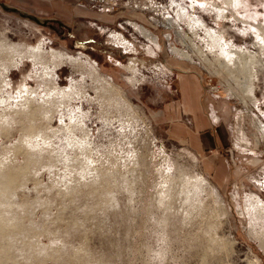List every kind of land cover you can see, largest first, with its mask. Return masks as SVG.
<instances>
[{
  "label": "rangeland",
  "instance_id": "374dc122",
  "mask_svg": "<svg viewBox=\"0 0 264 264\" xmlns=\"http://www.w3.org/2000/svg\"><path fill=\"white\" fill-rule=\"evenodd\" d=\"M81 2L0 0V264H264V0ZM178 69L228 104L212 172L154 116Z\"/></svg>",
  "mask_w": 264,
  "mask_h": 264
},
{
  "label": "crops",
  "instance_id": "0c3cea01",
  "mask_svg": "<svg viewBox=\"0 0 264 264\" xmlns=\"http://www.w3.org/2000/svg\"><path fill=\"white\" fill-rule=\"evenodd\" d=\"M9 1L18 8V11L29 17H49L63 25H73V23L79 21L98 20V13L88 4L82 3L81 0ZM129 19L132 20L133 18L130 17ZM99 21L106 24L110 23L112 19L109 15L103 14L100 16ZM177 72L179 73L177 75V101L169 102L161 112L156 113L154 116L159 123H170L168 133L173 140L182 145H189L200 157L205 158L207 152L211 153L210 156L204 159L205 170L210 172L213 168L212 163H218L217 157L213 156V153L224 149L228 146V142L230 143V134H228L225 123L228 104L222 101H214L208 95H205L198 83L196 74L179 69ZM193 83L195 84L194 97H192V94L190 95ZM209 110L215 114H218L219 111L225 112L223 115L218 114L221 120L219 123H214L212 118L209 117ZM182 117H186V122L182 120Z\"/></svg>",
  "mask_w": 264,
  "mask_h": 264
},
{
  "label": "bare ground",
  "instance_id": "6f19581e",
  "mask_svg": "<svg viewBox=\"0 0 264 264\" xmlns=\"http://www.w3.org/2000/svg\"><path fill=\"white\" fill-rule=\"evenodd\" d=\"M141 32H142V34H144L143 36L144 37H146V38H149V40L151 39V41L153 42V44L155 43V38L154 37H151L150 35H148V33H146L144 30H141ZM172 53L174 54V55H176L177 57H180V58H182V59H184V60H189V57L188 56H186L184 53H181V52H179V51H177V50H175V49H173L172 50ZM231 53V52H230ZM242 53V52H241ZM233 54V53H232ZM52 55H53V57H54V59L56 58V59H59V62H62L63 61V56H61V55H59V54H57V53H54V52H52ZM233 56V55H232ZM245 57V56H244ZM68 61H72V58H70V57H68V59H67ZM248 60V59H247ZM250 64V63H249ZM96 74V73H95Z\"/></svg>",
  "mask_w": 264,
  "mask_h": 264
},
{
  "label": "built area",
  "instance_id": "2783aa9c",
  "mask_svg": "<svg viewBox=\"0 0 264 264\" xmlns=\"http://www.w3.org/2000/svg\"><path fill=\"white\" fill-rule=\"evenodd\" d=\"M210 91L211 92L219 91V88L218 87L217 88L216 87H211Z\"/></svg>",
  "mask_w": 264,
  "mask_h": 264
}]
</instances>
